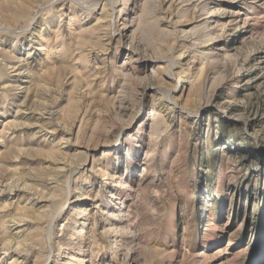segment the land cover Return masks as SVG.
<instances>
[{
  "label": "rangeland",
  "instance_id": "374dc122",
  "mask_svg": "<svg viewBox=\"0 0 264 264\" xmlns=\"http://www.w3.org/2000/svg\"><path fill=\"white\" fill-rule=\"evenodd\" d=\"M0 264H264V0H0Z\"/></svg>",
  "mask_w": 264,
  "mask_h": 264
},
{
  "label": "bare ground",
  "instance_id": "6f19581e",
  "mask_svg": "<svg viewBox=\"0 0 264 264\" xmlns=\"http://www.w3.org/2000/svg\"><path fill=\"white\" fill-rule=\"evenodd\" d=\"M5 30V29H4Z\"/></svg>",
  "mask_w": 264,
  "mask_h": 264
}]
</instances>
